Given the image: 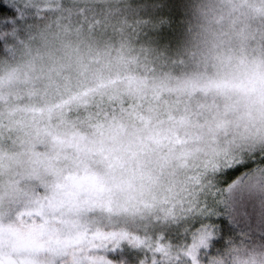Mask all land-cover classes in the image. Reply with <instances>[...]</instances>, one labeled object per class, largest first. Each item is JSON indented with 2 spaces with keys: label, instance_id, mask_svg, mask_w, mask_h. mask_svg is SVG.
<instances>
[{
  "label": "rangeland",
  "instance_id": "rangeland-1",
  "mask_svg": "<svg viewBox=\"0 0 264 264\" xmlns=\"http://www.w3.org/2000/svg\"><path fill=\"white\" fill-rule=\"evenodd\" d=\"M13 1L43 16L0 59V264H117L116 248L198 203L234 207L218 174L264 153V24L246 26L264 0H188L182 17H204L211 46L190 68L136 53L143 0ZM230 30L252 50H215ZM249 176L235 187L264 200V171ZM213 236L166 242V264Z\"/></svg>",
  "mask_w": 264,
  "mask_h": 264
},
{
  "label": "trees",
  "instance_id": "trees-1",
  "mask_svg": "<svg viewBox=\"0 0 264 264\" xmlns=\"http://www.w3.org/2000/svg\"><path fill=\"white\" fill-rule=\"evenodd\" d=\"M143 1L145 5L141 9H136V53L141 54L143 52H148L151 55H155V60L167 58L170 60L169 62L177 58V60L175 59V64L183 68L194 66V59L196 63H203L198 56V48L201 47L206 49L208 47V49H210L209 28L207 24L205 25L202 23L203 19H205L204 17L194 18L189 16L186 19L182 17L183 13L185 15L187 13L185 4L188 0ZM65 2L73 11H81L83 7L90 10L97 9L96 2L90 3L81 0H67ZM69 2L70 5L68 4ZM211 2L219 4L220 0H211ZM161 3L165 5L164 11L167 13L163 21V31L160 30V21L152 15ZM31 8L32 7L25 8L23 11L21 3L13 0H0V59L1 57L13 56L18 50V46L21 45L19 42L23 44L26 41L25 36H29L38 28V22L43 16V13L40 14L38 11L34 12ZM168 17H170V19H168ZM260 22L264 24V15L257 19L251 17L248 22L249 26H246L249 28L251 25L260 26ZM228 34L229 39L224 40L223 43L219 38V44H222L219 45V47H217V42L214 43L215 50H220L222 48L226 50L228 54L233 53L235 55L244 54L246 49H249V51L252 50L250 45H253V42H248L250 45L247 43L242 44L240 39L233 36L234 33L232 30H230ZM224 44H226V46ZM158 74L154 76L159 77L164 75ZM144 98L149 106L154 103L146 97ZM141 99L144 101L143 98ZM126 104L128 103L126 102L125 105ZM237 167H240L241 171L231 176L230 179L223 175L226 170L235 169ZM226 170L218 174L220 176L221 187H232L230 195L236 192L234 196V207H238V205L242 203L243 206L238 208L242 211L244 207H247L249 212L255 213L257 223H259L260 218L264 216V200L261 198V194L254 193L252 189L248 190V188L247 190L240 191L237 188L238 186H235L238 183L244 184L242 177L249 175V177H251V174L253 175L256 172L260 174L264 171V153H255L247 156L245 159L228 167ZM226 179L228 180L227 185L224 183ZM217 237L218 234L215 233V236L209 239L207 244L201 248L204 249V251L201 252L200 249V251L196 252L198 259H194V257L191 258L192 262L200 260L202 264H205V256L207 257L206 264H209V261H212L213 264H256L259 260H264V230H261L259 227L245 226L242 229H238L233 234L226 235L222 245L215 248L214 254L208 255L211 241ZM177 253L183 256V252L178 251ZM113 260H115L114 257Z\"/></svg>",
  "mask_w": 264,
  "mask_h": 264
},
{
  "label": "snow or ice",
  "instance_id": "snow-or-ice-1",
  "mask_svg": "<svg viewBox=\"0 0 264 264\" xmlns=\"http://www.w3.org/2000/svg\"><path fill=\"white\" fill-rule=\"evenodd\" d=\"M165 5L159 4L152 15L160 21V30L163 31V21L167 16L164 11ZM170 19V17H168ZM246 167V165H245ZM241 171L240 167L226 170L223 175L231 178ZM227 185L228 180L224 181ZM222 201L214 200L210 206L205 201L202 210L199 203L192 213L184 216L183 219H177L175 223L168 222L164 225H157L153 228L154 238L151 241H145L140 247L122 245L115 249L112 253L117 264H166L165 260V243L169 245L175 241H183L186 244L192 243V233L198 229L210 228L218 237L211 241V247L208 249V255L214 254L215 248L222 245L226 235L235 233L238 229L247 227H259L264 230V216L257 223L254 212H249L247 207L241 211L238 207H229L225 205L221 207ZM204 249H201L203 252ZM205 264L207 257H204ZM176 264H192L190 256L183 259H177Z\"/></svg>",
  "mask_w": 264,
  "mask_h": 264
}]
</instances>
